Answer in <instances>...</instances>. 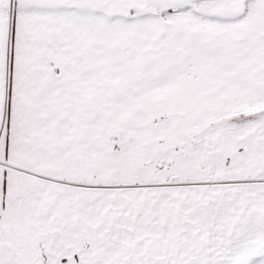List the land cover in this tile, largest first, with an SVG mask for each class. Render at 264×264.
<instances>
[{"label": "snow or ice", "instance_id": "6c2138e0", "mask_svg": "<svg viewBox=\"0 0 264 264\" xmlns=\"http://www.w3.org/2000/svg\"><path fill=\"white\" fill-rule=\"evenodd\" d=\"M0 264H264V0H0Z\"/></svg>", "mask_w": 264, "mask_h": 264}]
</instances>
